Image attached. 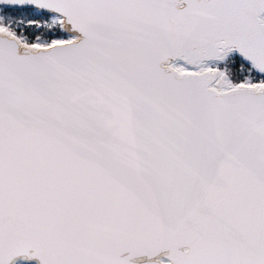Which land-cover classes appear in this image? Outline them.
<instances>
[{
    "label": "snow or ice",
    "instance_id": "snow-or-ice-1",
    "mask_svg": "<svg viewBox=\"0 0 264 264\" xmlns=\"http://www.w3.org/2000/svg\"><path fill=\"white\" fill-rule=\"evenodd\" d=\"M0 264H264V0H0Z\"/></svg>",
    "mask_w": 264,
    "mask_h": 264
}]
</instances>
